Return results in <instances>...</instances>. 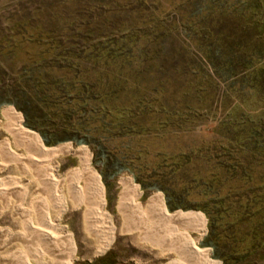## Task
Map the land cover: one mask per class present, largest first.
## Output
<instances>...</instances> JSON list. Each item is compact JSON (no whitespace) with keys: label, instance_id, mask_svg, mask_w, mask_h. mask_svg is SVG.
<instances>
[{"label":"rangeland","instance_id":"374dc122","mask_svg":"<svg viewBox=\"0 0 264 264\" xmlns=\"http://www.w3.org/2000/svg\"><path fill=\"white\" fill-rule=\"evenodd\" d=\"M208 3L197 14V0H0V126L8 108L42 145L41 132L82 139L80 145L68 140L43 148L84 149L111 226L100 253L101 234L83 225V208L68 199L60 205L52 190L37 184L49 169L61 178L76 167L73 156L50 163L13 148L18 161L7 163L0 150V188L8 189L0 194V264H63L69 255L65 235L74 244L71 264H170L175 256L169 251L120 232L115 204L118 182L126 177L139 205L158 194L167 213L202 217L203 235L187 237L208 252L207 262L264 264V208L247 205L255 195L264 197V156L253 155L252 144L228 152L242 136L240 116L264 112V60L255 66L253 60L249 73L242 65L251 53L264 58V0ZM205 47L208 76L197 67L206 64ZM216 65L222 80L211 69ZM251 83L260 87L263 103L250 100ZM120 120L133 131L115 127ZM6 140L13 147L1 126L0 144ZM98 148L112 159H134L140 181L126 171L114 175L109 162L96 158ZM212 194L220 204H213ZM166 198L187 210L169 211ZM44 210L62 228L55 249L36 243L37 249L31 241L28 221Z\"/></svg>","mask_w":264,"mask_h":264},{"label":"bare ground","instance_id":"6f19581e","mask_svg":"<svg viewBox=\"0 0 264 264\" xmlns=\"http://www.w3.org/2000/svg\"><path fill=\"white\" fill-rule=\"evenodd\" d=\"M1 114L5 120L4 128L12 134L14 147L25 152L29 159L37 161L43 159L51 163L61 157L73 156L77 160L76 167L65 172L61 178L54 177L52 174L53 169H49L45 182L42 184L37 182V184L41 185L43 190L48 188L52 190L53 196L56 197L57 203L59 202L60 205L68 199L71 205L76 208H83L85 211L81 216L83 225L86 226L87 223L88 229L91 230L93 226L96 234L98 232L101 234L100 243L98 242V251L101 253L109 244L111 226L107 215H103L101 212L104 206L102 202V187L93 172L87 169L88 158L84 149L82 147L71 148L69 145L64 144L47 151L43 148L38 138L21 128L19 117L16 113L6 108ZM0 149L3 159H6L7 163L18 161L19 157L14 154L7 140L0 144ZM118 184L120 190L117 195L115 211L119 217L120 232L137 233L138 235L134 238L136 241L150 243L156 247L161 246L163 251H169L175 256V259L170 264H212L206 261L208 252L196 247L195 242L197 239L187 237V232L193 231L198 236L203 235L204 225L200 215L183 214L181 212L169 214L163 208L161 197L158 194H152L143 204L139 205L137 203L138 194L132 186L131 178H121ZM19 186L12 185V188L21 189ZM58 188L65 192L67 198L64 197V199L56 194ZM7 190L6 186H1L0 194H6ZM28 206L30 207L31 204L28 203ZM49 214L44 210L37 215L36 220L28 221L30 236L32 237L31 241L35 243L37 249L39 247L36 243H41L43 247H46L45 244H50L53 249L60 245V238L62 237L58 235L61 233L62 228L59 224L50 221ZM92 218L97 221V225L90 223ZM147 235L150 236L149 239H145ZM64 237L68 245L67 254L69 255L63 264H71L70 256L73 253L74 244L69 235ZM9 264H17V260H13ZM23 264L30 263L25 259Z\"/></svg>","mask_w":264,"mask_h":264},{"label":"trees","instance_id":"16d2710c","mask_svg":"<svg viewBox=\"0 0 264 264\" xmlns=\"http://www.w3.org/2000/svg\"><path fill=\"white\" fill-rule=\"evenodd\" d=\"M217 5L219 6V3ZM208 7H209L208 0H197V4H196L197 14H200L202 11L208 10ZM195 40H197V39H195ZM201 49H203V48H201ZM206 49L207 48L205 47L203 52H202V54H201L202 61L203 60H205V61L208 60V58H207L208 51ZM257 54L258 53H251V54L245 55V59L242 60V65L244 64L245 66L248 67V73L252 70V61L253 60H255L254 66L260 60H264V58L258 56ZM236 63H235V66L237 68V67H239V58H238V62L236 60ZM193 64L195 65V63H193ZM194 65H192V66L194 67ZM197 67L199 69L200 68L202 69L201 72H200L202 76H208V74L205 73L206 69L210 70V66H209V63H207V61H206L205 65H201V66H197ZM212 68L214 69L213 71H215L214 74H217L216 75V79L217 80H222V75H221L222 72H221L220 65H216L215 67L212 66L211 69ZM230 73H232V72L230 71ZM230 77H235V76H233V74H232V76H230ZM259 88L260 87H258L255 83H251L250 84V87H249V91H250V94H251L250 100H253L256 103H263L262 100H260L261 97L258 95V93L260 91ZM240 100H243L245 102L244 99L240 98ZM259 115L260 114H257L253 118L250 117L249 113H246V114L240 116L241 120H243V123L241 121V123H239V125H243L244 126L240 130V134H239V135H242V136H240L238 141L235 142V145L230 146V148L228 149L229 153L235 152V151L239 152L240 150H244V149L248 148V146L252 144V145L255 146V147H253V146L251 147L252 150H253V155H255V153H258V154L262 155V153H263V156H264V126H263L264 125V112L260 116ZM243 118H245V119H243ZM111 120L114 121V118L111 119ZM123 122H124L123 120L117 121L116 124H115V127H118V125H120L123 130L126 129V131H127L126 133L127 134L131 133L133 131V129H134V125L122 126L121 123H123ZM24 126L29 128V129H31V130H33V128L30 125H28L26 123V121L24 122ZM40 136H41V138L43 140V143L46 146H48V147L54 146V145H56L58 143L65 142V141H68V140L72 141L76 145L84 144V141L82 139H77V138H66V139H59L58 140V139L54 138V136L47 135L46 133H43V132L40 133ZM95 155H96V158H98L100 161H102L103 164L106 163V162H107V164H108V162L110 163V167H112V169L114 171V175H116V174H118L120 172L126 171V172H129L133 176L135 181H137V182L140 181V177L138 175L139 174V167H137V165L134 166V164H132L134 159H132V158L131 159L123 158V159H120V160H117L115 158L112 159L110 154L108 152H106L104 150V148H98V150H97ZM110 159H111V162H110ZM223 167L225 168V166H223ZM143 188L149 189V188H154V187L153 186H145V185H143ZM216 196H217V194H212V196H211V197H213L211 199H212L214 205H218L222 201L221 198L216 197ZM215 199H220V200H215ZM165 203H166V207H167V209L169 211L178 210V209L187 210L182 205L174 203L169 198H166ZM247 205H251L252 207H255V208L256 207L264 208V197L255 195V196H253L252 199H247ZM256 210H259V209H256ZM203 212H204V210H203ZM205 215H206L207 220H208L209 228H211V225H212V222H213L212 221V216H210L206 212H205Z\"/></svg>","mask_w":264,"mask_h":264},{"label":"crops","instance_id":"0c3cea01","mask_svg":"<svg viewBox=\"0 0 264 264\" xmlns=\"http://www.w3.org/2000/svg\"><path fill=\"white\" fill-rule=\"evenodd\" d=\"M2 113V112H1ZM1 117H2V114H1ZM2 120H3V124L1 125L2 126V128L11 136V138H12V134L9 132V131H7L5 128H4V122H5V120L3 119V117H2ZM0 126V127H1ZM12 144H13V138H12ZM9 146H10V148L13 150V148H15L14 147V144H13V147L11 146V144L9 143ZM15 149H17V148H15ZM1 150V149H0ZM17 150H19V149H17ZM22 151V150H21ZM13 152H14V150H13ZM3 156V155H2ZM4 158V157H3ZM6 160V159H5ZM7 161V160H6ZM11 163H13V162H11ZM16 224V223H15Z\"/></svg>","mask_w":264,"mask_h":264}]
</instances>
